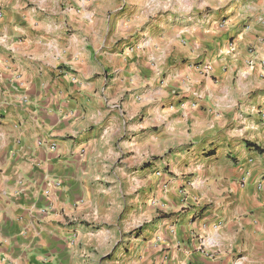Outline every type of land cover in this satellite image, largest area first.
Here are the masks:
<instances>
[{
	"label": "crops",
	"instance_id": "obj_1",
	"mask_svg": "<svg viewBox=\"0 0 264 264\" xmlns=\"http://www.w3.org/2000/svg\"><path fill=\"white\" fill-rule=\"evenodd\" d=\"M0 264H264V0H0Z\"/></svg>",
	"mask_w": 264,
	"mask_h": 264
},
{
	"label": "built area",
	"instance_id": "obj_2",
	"mask_svg": "<svg viewBox=\"0 0 264 264\" xmlns=\"http://www.w3.org/2000/svg\"><path fill=\"white\" fill-rule=\"evenodd\" d=\"M197 67H199L200 72H202L203 74H209L212 70V67L210 66V64H198ZM157 175H159V173H157Z\"/></svg>",
	"mask_w": 264,
	"mask_h": 264
}]
</instances>
